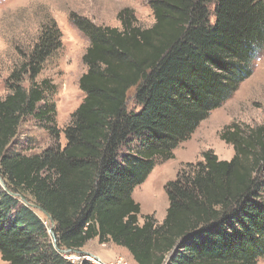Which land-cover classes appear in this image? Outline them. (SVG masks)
<instances>
[{
	"label": "trees",
	"instance_id": "trees-1",
	"mask_svg": "<svg viewBox=\"0 0 264 264\" xmlns=\"http://www.w3.org/2000/svg\"><path fill=\"white\" fill-rule=\"evenodd\" d=\"M147 1L151 28L130 9L118 14L120 28L73 17L90 45L79 82L85 98L64 130L51 101L56 86L37 82L63 47L55 21L42 27L25 63L9 76V94L0 96L4 263L74 264L64 252L95 240L127 250L136 264L264 258V123L222 131L235 152L231 161L207 151L202 162L183 167L167 185L162 224L148 216L141 225L133 199L156 164L173 160L253 76L264 55V0ZM27 122L47 130L54 145L30 156L11 150ZM37 212L51 217L54 238Z\"/></svg>",
	"mask_w": 264,
	"mask_h": 264
},
{
	"label": "rangeland",
	"instance_id": "rangeland-1",
	"mask_svg": "<svg viewBox=\"0 0 264 264\" xmlns=\"http://www.w3.org/2000/svg\"><path fill=\"white\" fill-rule=\"evenodd\" d=\"M124 9L133 10L144 28L155 24L147 0H0V96L5 98L9 94L7 80L25 63L42 27L55 21L62 33L63 47L45 65L37 82L48 79L56 86L51 101L57 110L56 126L64 130L85 98L79 82L87 72L83 57L90 45L88 38L74 25L73 17L87 18L98 26L120 28L118 14ZM254 67L253 76L199 126L190 140L178 147L174 152L175 158L157 163L148 179L134 190L133 199L142 209L141 225L145 222L144 217L148 216L154 217L159 224L165 221L170 207L167 185L177 179L187 164L202 162L207 151L214 152L220 160L231 161L234 158L233 147L220 138L227 126L237 124L256 128L264 123V55ZM54 142L41 125L27 122L21 127L11 150L27 156L36 155L53 146ZM61 144H66L64 135L61 136ZM24 203L30 205L25 200ZM37 213L46 221L52 236L54 225ZM66 254L74 264H114L119 260L136 264L127 250L112 243L100 245L97 240L79 252ZM0 264H6L1 255ZM258 264H264V258Z\"/></svg>",
	"mask_w": 264,
	"mask_h": 264
},
{
	"label": "water",
	"instance_id": "water-1",
	"mask_svg": "<svg viewBox=\"0 0 264 264\" xmlns=\"http://www.w3.org/2000/svg\"><path fill=\"white\" fill-rule=\"evenodd\" d=\"M34 208H36L35 206H34ZM46 214V213H45ZM46 216H47V218H48V220L50 221V222H52V224L54 225V222L52 221V219H51V217L48 215V214H46ZM51 232H52V230H51ZM52 236L54 237V234L52 233ZM65 254L66 253H70V251H66V252H64Z\"/></svg>",
	"mask_w": 264,
	"mask_h": 264
},
{
	"label": "built area",
	"instance_id": "built-area-1",
	"mask_svg": "<svg viewBox=\"0 0 264 264\" xmlns=\"http://www.w3.org/2000/svg\"><path fill=\"white\" fill-rule=\"evenodd\" d=\"M114 264H126L125 262H123V260H119L118 262L114 263Z\"/></svg>",
	"mask_w": 264,
	"mask_h": 264
}]
</instances>
